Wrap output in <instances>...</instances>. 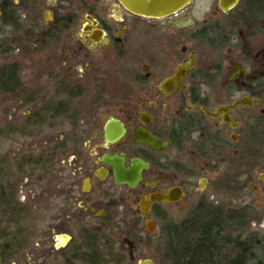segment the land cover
I'll return each mask as SVG.
<instances>
[{
    "label": "flooded vegetation",
    "instance_id": "1",
    "mask_svg": "<svg viewBox=\"0 0 264 264\" xmlns=\"http://www.w3.org/2000/svg\"><path fill=\"white\" fill-rule=\"evenodd\" d=\"M196 1L152 18L120 0H0V34L11 46L1 52L22 57L0 65L16 69L5 95L20 103V129L31 140L20 146L15 173L0 170L17 201L3 197L0 236L17 241L12 251L4 246L0 264L29 253L39 264H78L95 233L110 250L124 236L135 254L159 226L183 224L204 206L228 212L239 199L234 185L249 180L264 199V40L253 54L248 42H234L242 29L256 38L254 22L264 17L246 20L242 8L254 0H239L232 13L216 0L210 15L196 17ZM151 192L172 199L151 202L144 214L138 201ZM251 226L243 234L250 243L264 239ZM112 230L116 240L103 234Z\"/></svg>",
    "mask_w": 264,
    "mask_h": 264
},
{
    "label": "trees",
    "instance_id": "2",
    "mask_svg": "<svg viewBox=\"0 0 264 264\" xmlns=\"http://www.w3.org/2000/svg\"><path fill=\"white\" fill-rule=\"evenodd\" d=\"M245 8L249 12L246 20L264 17V0H254L242 11ZM15 71L12 66L0 69V96L6 94L7 83L16 81ZM10 91H16V88ZM14 188L13 185L7 187L5 180L0 178V226L4 223V195L9 193L10 200L17 205L12 196ZM247 221L248 215L238 206L228 212L221 211L220 207L204 206L191 213L183 224L170 225L161 233L159 255L162 259L158 264H264V239L257 238V242L250 243L249 233L243 235ZM7 236H0L1 261L5 259L2 255L4 246L10 244L12 251V245L17 241L10 233ZM102 247L94 234L88 235L80 255L76 254L80 257L78 264H127L124 257L113 253V249L111 251L105 244ZM231 249L235 251L231 252ZM78 250L75 248V252ZM243 257L248 259L243 260Z\"/></svg>",
    "mask_w": 264,
    "mask_h": 264
},
{
    "label": "rangeland",
    "instance_id": "3",
    "mask_svg": "<svg viewBox=\"0 0 264 264\" xmlns=\"http://www.w3.org/2000/svg\"><path fill=\"white\" fill-rule=\"evenodd\" d=\"M215 2L216 0H197L196 4H198L199 8L196 12V17H201L205 14L210 15L211 10L209 9L211 8V6L215 4ZM229 13H232V11H229ZM226 17H227L226 15H221V16L219 15V18L221 19V21L224 20V22H225ZM262 20L263 19L259 18L257 20L258 23L254 22V24H256L255 26L259 27L256 38L251 39V37L245 34V29H242L243 31L242 37H240L239 32L236 31V33L234 34V42L236 44H239L238 46L239 48H241V43L248 42L247 45L251 49L252 54L255 53L256 51H259V48L262 45L261 43L264 40V25H263L264 22H262ZM8 43L9 42L7 41H3V34H0V65L3 63L4 60L5 61L12 60V61H17L19 63V57L22 58L21 56L13 55L12 50L7 51V53L5 54H2L1 52L2 48L4 47L6 48V45L9 46ZM8 48L10 49L11 46H9ZM205 60H206L205 57H203V63H205ZM208 61L209 60H207L205 64H207ZM28 77L29 76H25V74L23 76V73L21 74L22 80L24 79L26 80L28 79ZM28 80L30 83L33 82L30 79ZM18 106H20V103L17 102V104H14L12 98H8L6 95L0 96V132H1L0 133V170L4 174L6 172H8L9 174L15 173L14 164L17 162L16 157L18 156L20 146L24 144L25 141L27 143L31 142V140L29 139L27 140V138H24L23 131H21V129L23 128L21 125L23 122V117L20 116L22 109H18ZM14 107H17V109H15ZM248 182L249 180L243 183L242 189H240V185H238L239 188H237V186L234 185L233 193L239 196L236 206L238 207L244 206L243 205L244 203L242 201L249 202V204L247 205L248 208L246 209V211H244L246 212V214L248 211L249 214L250 213L251 214L262 213L264 216V199L263 197H259V195H257L254 191L250 189ZM239 192L241 193L238 194ZM18 193L19 192H17V196L19 195ZM250 223L252 224L250 228L253 231H256L257 234H260L261 237H264V217H261L257 222H254L252 220L249 222L247 221V225ZM259 225H261L262 228H260ZM162 228L163 227L159 226L156 233H154V235L143 237V240H141V244L136 249L135 254H133L131 250L127 251V245L123 241V238H124L123 235H122L123 237L120 238V245H115V248H113V251L114 252H117L119 250L122 251V254H123L122 257L125 258V263L127 264H137V260L144 259V258L150 259L152 261V264H158L161 262V259H162V257L159 255V251L162 247L161 244L159 243V235L161 234ZM117 230H112L111 233H103V234L107 238L114 240L115 238H117V235H116ZM26 234L31 235L30 238L27 237V247H30L33 244V238H32L33 233H28L26 231ZM95 234L101 236L98 238L100 239V245L103 246L102 247L103 249L104 248L103 235L100 233H95ZM30 242H32V244H30ZM48 245H49V241L46 242L45 247L47 248ZM26 256H25L26 260L22 259L21 257V260L17 261L16 264H39L35 260L34 254L29 253ZM49 256H52L53 258L56 257L55 255H53V253L49 254ZM130 256H132L133 258L130 259L129 258ZM40 264H43V263H40ZM46 264H57V261L53 263H46Z\"/></svg>",
    "mask_w": 264,
    "mask_h": 264
},
{
    "label": "water",
    "instance_id": "4",
    "mask_svg": "<svg viewBox=\"0 0 264 264\" xmlns=\"http://www.w3.org/2000/svg\"><path fill=\"white\" fill-rule=\"evenodd\" d=\"M123 7L129 12L152 18H162L169 14H172L179 9L185 7L193 0H120ZM239 0H217V7L222 12H228L232 9ZM122 130V129H121ZM143 142H148V138L141 137ZM135 179L139 178V171L136 170L134 174ZM127 183L129 186H134L138 180H121ZM172 198L168 194L161 192H151L147 195H141L138 201V208L144 214H147L150 208V204L153 201H170ZM148 230L152 231V224L148 221ZM67 237V236H66ZM138 264H152V261L148 258L140 259Z\"/></svg>",
    "mask_w": 264,
    "mask_h": 264
}]
</instances>
